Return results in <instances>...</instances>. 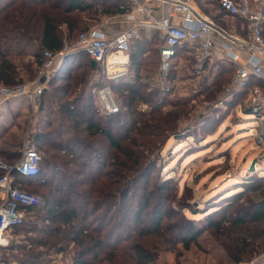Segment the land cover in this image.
Returning <instances> with one entry per match:
<instances>
[{
    "label": "trees",
    "instance_id": "obj_1",
    "mask_svg": "<svg viewBox=\"0 0 264 264\" xmlns=\"http://www.w3.org/2000/svg\"><path fill=\"white\" fill-rule=\"evenodd\" d=\"M130 8L127 0H0V82L14 85L32 79L45 50L57 52L79 33L95 27L89 22L98 20V12L122 14ZM213 17L227 29L233 21L241 35L250 31L249 22L241 17L228 15V21ZM144 52L137 48L131 54L128 68L137 72L131 80L123 73L114 83L92 81L91 76L100 75L103 68L92 64L84 50L67 53L50 77L54 101L46 109L44 127L34 130L41 154L39 172L28 178L17 175L23 188L44 199L42 205L25 208L26 215L31 211L41 224L32 223L28 230L37 234L30 247L9 244L0 248L24 252L18 264H39L50 251L69 249L71 264H155L164 250H176L179 243L188 248L206 230L225 227L235 248L225 247L236 264L264 253V173H250L238 191L225 196L220 206L208 208L204 225L189 219L170 224L166 220L173 207L165 203L170 196L161 193L165 186H152V164L138 147L144 142L158 144L170 133L193 136L192 127L180 124L193 116L191 102L196 97L234 107L253 86L264 88V81L253 77L247 88L227 99L236 66L218 61L199 77L191 95H174L175 85L170 82L176 78L181 58L186 60L180 67L185 70L183 78H197L187 47L178 48L165 85L159 77L160 59L154 75L139 76ZM105 85L119 104L115 113L102 112L96 103L94 90ZM48 87L37 99L39 111L44 110L41 101ZM143 102L150 105L148 110L139 108ZM20 154L10 147L0 148V158L9 163ZM33 184L46 188L42 195L38 189L29 190ZM155 193L158 197L153 201Z\"/></svg>",
    "mask_w": 264,
    "mask_h": 264
},
{
    "label": "rangeland",
    "instance_id": "obj_2",
    "mask_svg": "<svg viewBox=\"0 0 264 264\" xmlns=\"http://www.w3.org/2000/svg\"><path fill=\"white\" fill-rule=\"evenodd\" d=\"M250 1L254 6L260 4V0ZM117 15L113 12L105 14L98 12V20H91L89 23L100 26L106 20ZM228 23L230 26H234L233 21ZM243 25H241V29L244 27ZM151 29L153 28L144 27L141 29L139 32V35H141L140 40H136V42L143 41L147 38L145 35L151 37L145 41L148 48L146 56L143 57L144 65L139 76L147 74L149 77L154 75L157 70L158 51L156 46L161 44L162 37L157 36L153 32L154 30ZM185 63L186 60L181 58L176 78L170 82L175 85L174 95H191L199 85V77L194 79L183 78L182 74L185 70H181L180 67ZM214 64H212V67ZM123 73H125V77L127 76L131 80L137 72L128 67L125 72L121 70L107 73L103 69L100 75L93 74L91 79L92 81L100 80L101 83L104 82L105 84L114 83L113 76H121ZM97 89L94 90V94ZM53 98V90L49 86L41 101L44 107L42 111L38 109L39 100L36 101V105L33 107L26 97H15L10 103H1L0 145H7V143L17 140L21 141V139L23 141L25 133L29 135L30 139L34 140V130L38 127H44L46 109H49L53 104ZM201 99L202 97L199 96L191 102L194 106L193 116L180 124L181 128L192 127V132L199 136L194 137L193 134V136L187 137L178 133H170L167 138H162L158 144L153 143L150 145L144 142L138 146L147 155L148 162L152 164V186H165V191L161 193L170 196V199L165 201L166 206L171 205L173 207L170 211V217L166 220L170 224L183 223L186 222V219H189L199 225H204L206 216L204 212L208 208L215 205L220 206L225 196H230L234 191L240 189L238 188L239 184L250 173H264V146L257 141V134L263 123L257 119L256 114L246 111L245 101L247 97L239 98V102L235 103L234 107L232 104L226 105L219 102L217 105ZM13 123L15 126L10 130ZM21 149L22 146L20 151ZM253 162L255 168L252 171L251 165ZM36 185L38 184L28 185L29 190L38 189V193L42 195L46 188ZM157 195L155 193L153 201H156ZM43 203L44 199L42 198L41 205ZM30 213L31 211L26 215L22 226L9 232L10 245L21 244L30 247V243L33 242L32 237L37 234L28 230L32 223L41 224L36 215L31 216ZM38 214L39 212H37ZM225 229L226 227L222 231L212 228L206 230L199 236L198 241L191 243L188 248L179 243L176 250H164L155 261V264H236L226 250V247L234 250L235 244L227 238ZM70 252L71 249L63 253L52 250L42 256L44 259L39 264H71ZM20 254L23 255L21 257H25L24 252H21V250L13 252L10 249H0V259L11 261L5 264H18L17 260L22 259ZM256 262H264V253L257 254L251 261H244L240 264H253ZM0 264L4 263L0 262Z\"/></svg>",
    "mask_w": 264,
    "mask_h": 264
},
{
    "label": "built area",
    "instance_id": "obj_3",
    "mask_svg": "<svg viewBox=\"0 0 264 264\" xmlns=\"http://www.w3.org/2000/svg\"><path fill=\"white\" fill-rule=\"evenodd\" d=\"M131 8L128 18L133 22L114 35H108L98 26L78 34L76 39L57 51H44V60L35 77L29 81L14 85L0 82V104L15 97H26L31 104L48 86L50 77L61 63L63 57L74 50H84L90 59L99 63L107 73L119 72L129 66L131 61V43L144 27L159 30L162 44L159 48V77H167L172 63L177 57L179 47L186 46L192 55V72L201 77L208 70L209 60L215 56L219 41L224 51L221 58L236 64L235 74L227 86V97L248 87L253 77L264 75V0L254 6L250 0H219L221 12L232 17H241L249 22V32L239 35L228 31L200 6L202 0H160L164 16L157 18L153 7L145 4L146 0H127ZM145 1V2H144ZM143 7L145 16L138 18L135 10ZM181 15V24L172 23L170 18ZM207 73V72H206ZM119 79L121 76H113ZM96 103L105 113H115L119 104L109 86H102L95 92ZM245 105L249 112L256 114L263 123L257 134V141L264 146V88L253 86ZM141 110H148L149 105L141 103ZM21 154L16 162L9 163L0 158V248L10 244L9 232L26 218L25 208L41 205L42 197L21 186L17 175L33 177L39 172L41 154L34 140L25 133Z\"/></svg>",
    "mask_w": 264,
    "mask_h": 264
},
{
    "label": "crops",
    "instance_id": "obj_4",
    "mask_svg": "<svg viewBox=\"0 0 264 264\" xmlns=\"http://www.w3.org/2000/svg\"><path fill=\"white\" fill-rule=\"evenodd\" d=\"M145 4L153 7V9L155 11V15H156L157 18H162L164 16V13L162 12L163 4L161 3L160 0H146ZM218 4H219V0H202L200 2L201 8L206 13H208L211 16L219 15V18H220L219 20L220 21H222V20L223 21H228V17H227L228 15L220 14L221 11H220V8L218 7ZM135 16L138 17V18H143L145 16V12H144V9H143L142 6L135 10ZM170 21L172 23H176V24H181L183 22L181 15H177L175 17L170 18ZM132 23L133 22L130 20V18H128V12H125V13L118 14L117 16H114L113 18H110V19L106 20L103 24H101L98 27L102 31H104L106 34L112 36V35L116 34L117 32H119L121 29L130 26ZM230 27H231V29H228V31H230L232 33H235V34H239V33L236 32L235 26L232 25ZM151 30H154V29H151ZM151 30H148V31H151ZM139 32L135 36V38L132 40V43H131V54L134 53L135 49L143 48L145 50V52L143 53V57H144V56H146V51H147V48H148V45L145 43V41H146L147 38H151V37L149 35H145V37H147L146 39H144L143 41H140V42H136V40L137 41H138V39L140 40V37H141V35H139ZM153 32H155L157 36L160 35L162 37L161 31L154 30ZM148 34H149V32H148ZM239 35H241V34H239ZM155 40H156V38H155ZM161 44H162V40H161ZM161 44H157V46H156V50L158 51V53H157L158 59H160L159 48H160ZM223 53H224V51H222V46L220 45V43L218 41L217 45H216V48H215V56H213L209 60L208 69L212 66L213 63H216L218 61H227L226 59L221 58ZM227 62H229V61H227ZM233 64L236 66L235 63H233ZM59 65H60V63H59ZM159 68H160V65H159ZM159 68H158V70H159ZM261 78L264 81V75ZM11 100L6 101V102L10 103ZM30 105L35 107L36 103H33V104L30 103ZM14 126L15 125L13 123L11 125V127H10V130L13 129ZM17 142L20 143L19 146H13L12 147V146H10V143H7V145H0V148H3V147L6 146V147H10L13 150H14V148H16L15 150H20V147L22 145V139H21V141L17 140ZM5 144H6V142H5Z\"/></svg>",
    "mask_w": 264,
    "mask_h": 264
},
{
    "label": "water",
    "instance_id": "obj_5",
    "mask_svg": "<svg viewBox=\"0 0 264 264\" xmlns=\"http://www.w3.org/2000/svg\"><path fill=\"white\" fill-rule=\"evenodd\" d=\"M91 63L94 64V65H96L97 64V61L94 60V59H91ZM254 168H255V164L253 162L252 165H251V170H254Z\"/></svg>",
    "mask_w": 264,
    "mask_h": 264
}]
</instances>
